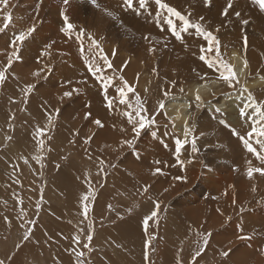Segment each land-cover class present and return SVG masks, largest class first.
Listing matches in <instances>:
<instances>
[{
	"label": "rangeland",
	"instance_id": "obj_1",
	"mask_svg": "<svg viewBox=\"0 0 264 264\" xmlns=\"http://www.w3.org/2000/svg\"><path fill=\"white\" fill-rule=\"evenodd\" d=\"M10 1L0 5V27L5 23V16H12L9 26L0 32V71L6 69V78L0 83V260L4 264H264V175L253 172L252 177L245 180L247 187L238 186V180L234 182L232 178L242 167H247V171L256 165L264 167V161L256 154H243L240 148L235 152L238 141L232 146L228 144L233 138L231 127L236 126L234 122H227L222 112L228 102L225 108L214 111L201 107L202 112L198 111L193 123V134L186 138L173 131L172 119L166 117L165 121H159L162 115L167 116L159 105L186 94L191 84L188 85V79L181 81L182 86L168 81L160 68L170 53L158 55L156 52L152 58L144 42H137L138 32L131 31L132 25H126L135 23L132 21L140 7L139 0H134L135 11L126 8L124 0H97L98 7L89 0H69L67 5L63 0ZM170 1L161 0L172 7ZM195 1L194 10L198 9V15L186 16L190 24H200L201 28L190 27L186 37H202L204 49L211 44L205 39V32L218 37L215 48L205 53L204 61L200 55H195L205 63L204 71L199 73L204 75L202 80L210 82L217 78L226 85V90H220L211 101L217 102L225 91L242 90L230 59L231 50L236 49L247 61L248 79L258 81L252 90L264 107V11L254 0H232L233 6L225 15L229 0H222L223 6L218 0H212L211 5L205 0ZM158 6L156 0H147L145 7L152 11L161 9ZM215 11L218 14H214ZM236 12L241 13L240 17ZM64 15L69 17L67 23L74 26L67 31L73 33L67 40V32L63 30L66 28ZM244 20L248 23L244 24ZM33 25L35 30L20 46V59L13 57L11 67H7L13 52L9 46L13 37ZM82 33L83 44L77 39ZM222 34L224 38L220 39ZM238 35L243 41L235 43L232 37L237 40ZM250 39L253 41L249 43ZM93 40L102 49L98 60L110 71V79L119 83L115 89L124 90L121 96L113 88L112 95H118L126 117L132 114V130L139 119L137 111L143 109L140 114L145 117L146 126L138 134L125 130L124 123L116 128L112 109L104 126L93 121L99 113H91L89 117L93 119L87 116L90 102L82 96L79 89L82 83L73 81V75L76 71L83 74L82 70L87 74L86 59L91 48H96ZM58 49L75 56L61 59ZM195 49L200 50L198 44ZM250 53L258 56L257 66ZM45 55L49 56L47 61L43 58ZM121 58L120 69L116 63ZM170 59L166 63H170ZM221 61L230 65L236 74L231 85L224 79L229 74L223 72ZM132 63L138 64L140 72L133 81H128L119 72L128 70ZM29 69L34 73L41 70L44 75L36 79L29 74ZM29 85L32 86L30 91L26 90ZM129 87L131 92H128ZM66 88L72 95L63 99L59 95ZM39 90L52 102V109L44 113L41 112L43 97L36 100ZM189 98L192 105L195 98ZM251 126L237 125V128L250 129V132ZM38 130H43V135ZM99 130L103 135L95 137ZM164 134L175 141L181 140L180 153L174 152L176 145L170 151L172 147L163 142ZM254 135V139L248 135L247 139L253 147L264 151V145H259V137ZM158 137L163 142L161 148H155ZM93 138H97V150L101 154L89 149L93 148ZM127 139L132 141L131 146L123 143ZM103 140L113 153H105L106 149L100 144ZM174 156L180 159L172 160ZM168 159L173 162L171 166L185 164L181 169L172 167L175 170L170 174L178 179L172 180L173 186L162 182L168 179V173L163 175L167 179L161 178V172L171 168L161 167L166 166ZM135 168L143 172L149 170L150 174L159 168L160 173L155 171L154 178L142 182L141 178L126 174L128 169ZM155 186L159 187L154 192ZM229 186L234 190L225 191ZM85 195H89L88 201L83 200ZM219 198L225 201L224 205L216 203ZM84 203L88 206L86 214ZM154 210L158 215L145 226L144 219ZM26 233L28 239H24ZM88 235H92L91 241L87 240ZM205 236L207 245L203 243ZM197 251H200L199 256L195 255ZM224 252L228 255L224 256Z\"/></svg>",
	"mask_w": 264,
	"mask_h": 264
},
{
	"label": "bare ground",
	"instance_id": "obj_2",
	"mask_svg": "<svg viewBox=\"0 0 264 264\" xmlns=\"http://www.w3.org/2000/svg\"><path fill=\"white\" fill-rule=\"evenodd\" d=\"M11 2L12 1H10L8 3H11ZM169 4H171L172 7L176 8L177 10H179L182 14H185V15L187 14V15H191V16L198 15L196 13L198 9L196 11L194 10V6H196L195 5L196 4L195 0H183L182 3H180L178 0H171ZM218 4H221L222 6L224 5L222 0H218ZM155 7H157V6L155 5ZM248 7H250V6H248ZM110 12L112 13V11H110ZM3 13H5V12H3ZM135 13H136V16H133V17H135V20L132 18L133 19L132 22H135V23L134 24H126V25L127 26L128 25H130V26L132 25V27H133L132 29L131 28H127L128 30L131 29V31L136 30L138 32V34H137V36H138L137 37V42L138 43L144 42V44L146 46L145 48L148 49L147 53L152 58H153V56H155L156 52H157L158 55L167 54V52L170 53V57H166L165 63L164 62L161 63V67L162 68H160V69H162V71L165 73V74L162 73V74L165 75V78L168 81H170L171 83L172 82L173 83L177 82L178 84H180V86H182L181 81L183 79L184 80L188 79L189 80L188 81V85L191 84L189 86L190 89L186 90V94L178 95V96H175L173 98H170L168 101H165L163 110L167 114V116L164 115V117H163V115H162L159 118V121H165L166 117H168L169 119H172L174 121V128H175V130H173V131L176 132L177 134H179V132H180V134L183 137L186 138V136H185V128L187 127L190 130L188 135H192L193 134V130H194L193 129V123L196 120V118H198L197 117V115L199 114L198 111H201V107H204L208 111H214L215 108H225V105L228 102L227 106H226V109L225 110L222 109L223 110L222 112L224 113L227 122L230 121V123L231 122H234V124L236 123V126L235 125L233 126L234 129H232V127L230 125V127H231L230 131L235 130V133H239V136H238V135H236L233 132L232 133V135H233L232 137L233 138H230V136L229 137L227 136V139L230 138L228 144L229 145L231 144L230 146H232V145L235 144L234 142L238 141V146H235V148H234L235 152L237 151L236 149L240 148L241 150L243 149V154H245V155L246 154H254V153L250 152L247 149V147L244 145L243 141L240 139V137H244V138L247 139V137H248L247 136V132H249L250 129L240 128V127H241V125L246 127V125L248 126V124L249 125L251 124V125H253L251 127L259 126L260 128H264V121H260V119H259V115H258V112H257L256 109H257V105H260V104H259V100H258V97H257V93H254V91L252 90V87L258 81L257 80H249L248 79L249 78V77H247V76H249L248 71H247L248 65L245 66V60L246 59L242 57L241 53L239 51H237L236 49L231 50L230 59H231V61L234 64V67L236 69V73L239 75L240 83L243 86L241 88L242 90L238 91V92H235V93L234 92H230V90H228L229 92L225 91V93H222L221 96L219 95L220 97L218 98L217 102H213L211 100L213 98H215L214 96L216 95V93H218L220 90H222V91L226 90L225 89L226 85H223V83H220V80H217V78L215 80H211L210 82H207L208 80L207 81L202 80V76H204V75L201 76V74L199 72L200 71L201 72L204 71L205 63L203 62L204 60L202 62H200L198 60L199 58H197V57L195 58V55H200V57H201V56H204L205 53L207 52L206 48H209V45L207 47H205V49H204V39L202 37H200V38L194 37V38L191 39V37H186V32L182 33V39H176V37L172 33L171 27L167 25V19L168 18H172L173 19V21H174V23H175V25L177 27V30H180L183 27V22L178 17H176L174 14H171V13H168L167 11H164V10H162V8L161 9L160 8H156V9L153 8L152 11H149L146 7H144V8L139 7L138 10ZM214 14H218V11H215ZM202 15H204V14H202ZM226 20H227V18H226ZM128 22H131V20L128 21ZM215 33H217V32H215ZM69 34H70L69 32H67L65 34V36L67 37L66 40L69 38V36H72L73 33H71L70 35ZM223 34L219 35L220 39L224 38ZM37 37L40 38L39 34H38ZM42 38L43 37L41 36V39ZM239 38H236L237 40H234V38L232 37V40L235 41V43H238V42L240 43V41H243V39L241 38V36H239ZM229 40L231 42V39H229ZM226 41H228V40H226ZM251 41H253V40L250 39L249 43ZM50 44H51V41H50ZM197 44H198V47L200 48V50L195 49V45L197 46ZM139 48H141V46ZM213 48H215V47H213ZM49 49L50 48L48 47V50ZM202 49H204V50H202ZM46 52H48V51H46ZM136 53H137V51H136ZM58 54H59V57L61 59H68L71 56L72 57L75 56V55L69 54V53H68L69 54L68 55V54L64 53L61 49H58ZM100 54H101L100 51H98L95 47H92L91 50H90V54H88V57L86 59L87 63L85 62L87 66H89L90 64L93 65V71L96 72L95 75H93V71H89V70L87 71V74L85 75L84 74V70H82V69L81 70L83 71L84 75L82 74V72H77V71L75 72L76 74L73 75V81H80L82 83V87L80 86V88H79L80 92L82 93V96H86L88 98L89 102H90V104L87 106V112H88L87 116H88L89 119H93V117L92 118L89 117L90 114L92 113L94 115L95 113H99V116L97 117V119H93V121L95 122L96 120H100L102 126H104L106 124L105 120L108 117L109 111L112 109V110L115 111V117H113L115 119L114 121H116L115 127L118 128L119 124H121V123L123 124L124 123V129L127 130V131L130 129V131L133 132V130H132L133 121L130 122L128 119H126L128 117H126V112L123 110V107L121 106V104L117 100V96L118 95L117 96H115V95L113 96L112 95L113 94V91H112L113 88H114V90L116 91L117 94L119 93V92H117V89H115L119 83H118V81H112L110 79V77L108 76V73H110V71L108 72L105 69L104 64L100 62L101 60H98L99 57H100ZM142 54L143 53L141 51L140 55H142ZM250 54H252V56L250 55L251 60L253 59L254 60V65L257 66L258 63H259L258 59H257L258 56L255 57L254 56V55H256L255 53L254 54L250 53ZM49 56H50V54H49ZM49 56H46V55L43 56V58H45L44 60L47 61L46 58H48ZM136 56H138V53L136 54ZM146 56H148V55H146ZM109 57H111V56H109ZM22 58H23V55H22ZM130 58L131 57H129V59ZM169 58H171L170 59V63H166V61ZM131 60H133V59H131ZM135 61H136V59H135ZM27 62H29V61H27ZM115 62H117V61H115ZM139 62L141 63L142 61H139ZM139 62H137V63H139ZM137 63L130 64L128 70H121L120 72L118 71L120 76L124 77L125 80L133 81L136 78V76H137L136 73L138 72L137 71V67H138ZM121 64H122V58L119 60L118 63H116V67L121 69ZM194 71L197 72V73H194ZM38 72H39V75H35V73L30 70L29 74L31 76L34 75L36 79L42 78L43 77L42 75H44V73H41V72H43V71L40 70ZM111 72H113V71H111ZM70 78H71V76L68 77V80H70ZM69 84H70V81H69ZM71 85L72 84H70L68 86V88L70 87V89H71ZM43 86H45V85H43ZM162 87H164V86H162ZM68 88L64 89L62 91V93H60V95H59L63 99L64 98H68L67 96H64L65 92H69ZM227 88H228V84H227ZM39 91H41V90H39ZM263 94H264V92H263ZM197 95L200 96V100L199 101H197V99H196ZM41 96L43 97V100L41 101V104H42L41 112L44 113V112H47V110L49 108L52 109V105H51L52 102H51V100H49L47 98L48 96L46 94H44L42 91L37 94L36 100L38 98H40ZM45 96H46V98L44 99ZM188 97H190L189 99L195 98V100L192 102V105L189 102L190 100L189 101L187 100ZM69 98H71V97H69ZM259 98H261V97H259ZM48 101H49V106L47 105ZM109 101H111V104H112L111 107L108 106V102ZM245 105H248V108L245 111V115H241L240 114V109L244 108ZM36 113L37 112H35V114ZM241 121H242V124L239 123ZM31 124H33V123L31 122ZM227 125H228V123H227ZM237 125L240 126V127L237 128ZM90 126H91V124H90ZM226 130H227V128H226ZM90 132L92 133V131H90ZM228 132H229V130H228ZM119 133L121 134V132H119ZM102 135H103V133L100 132V130H99V131H97V134L95 135V137L102 136ZM129 136H130V134H129ZM254 136L258 137L257 135H254ZM252 137H253V135L249 136L250 139H254L255 138V137H253V138ZM263 138H264V136H259V140H257L258 143H260V141H264ZM162 139H163V142H166L169 146L172 147V149H170V151H173V147H174V145H176V141L173 140L172 138H170L166 134H164L162 136ZM162 139H160L158 137V141L155 142L156 143L155 144V148L163 147ZM111 140H112V144L115 145V143L113 141V137H111ZM109 142H111V141H109ZM93 143H95L96 146ZM93 143H92V147L93 148L89 147V149L92 152H94V153L101 154V151L97 150V147H98L97 146L98 145L97 138H95L93 140ZM100 144H102L103 148L106 149L105 153H107V154L108 153H113V151L108 150L106 148V145H105L106 142L104 140ZM253 144H255V143H253ZM259 145H264V143H260ZM176 148H177V145H176ZM176 148L174 147V152L180 153V151L177 152L175 150ZM256 149L259 151V153L264 154L263 150H260L259 148H256ZM155 151H158V150H155ZM241 153H242V151H241ZM159 156H160V154H159ZM178 157H180V156H174L172 158V160L178 161L180 159ZM169 158L171 160V156H169ZM251 158H253V157H251ZM170 160L169 159L167 160L168 163L166 164V166H161L162 168L171 167V168L165 170L164 172H161V175H162L161 178L162 179H167L168 178L166 181L163 180L162 182L168 183L169 185L172 184V186H173L172 180L175 181V180H178V179H177V177L172 176L170 174V172H173L172 170H175L173 168L181 169L182 165L184 166L185 164L174 163L173 166H171V164L173 162L170 161ZM250 161L251 160H249V162ZM131 167L133 168V166H131ZM255 168H257V165L255 167H253V169H255ZM135 169H137V168H135ZM135 169H128V172L126 174L131 175L132 178L139 177V178L142 179L141 180L142 182H144L145 179H151V177L154 176L155 171H156L155 170L156 168H155L153 173L150 174L149 170H148V172L147 171L143 172V171H141V170L139 171L137 169L139 171L138 172ZM132 171H134L135 173L132 172ZM181 172L185 173L184 169H182ZM158 173H160V172H158ZM167 173H168L167 178L163 177V175L167 174ZM247 173H248L247 167H244V168L242 167L239 170V173L237 175L235 174V176H233L232 178H233L234 182L236 180H238V184H237L238 186L241 184L242 186L247 187V185L244 184L245 180H247L249 178ZM254 173H255V171H254ZM236 177H237V179H236ZM243 179H244V181H243ZM155 181L158 182V181H160V179L159 180H155ZM162 182H160V183L162 184ZM158 187L159 186H155L154 189H152V191L155 192L156 190H158ZM230 187L231 186H229L228 189H225V191L234 190V188H232V187L230 188ZM222 193H223V190L220 191V196L222 195ZM222 200L223 199L219 198V201H217L216 203H220V204L224 205L225 201L222 202ZM136 236H138V235H136Z\"/></svg>",
	"mask_w": 264,
	"mask_h": 264
},
{
	"label": "snow or ice",
	"instance_id": "obj_3",
	"mask_svg": "<svg viewBox=\"0 0 264 264\" xmlns=\"http://www.w3.org/2000/svg\"><path fill=\"white\" fill-rule=\"evenodd\" d=\"M89 2L92 5H94V6H97V7L99 6L97 4V0H89ZM205 2H206V4L211 5L212 0H205ZM7 3H8V0H0V5H7ZM63 3H64V5H67L69 3V0H63ZM156 3L161 8H165L168 13H173L176 17H178L183 22V27L180 30H177V27H176L173 19L172 18H168L167 19V25L171 27L172 33L176 37V39H182V33L186 32L190 27L196 28L197 30H199L201 28L200 24H190L188 16L182 15V13L179 10H177L176 8L169 6L167 3H162L161 0H156ZM254 3H256L259 6V8L262 11H264V0H254ZM124 4H125L126 8H128V9L134 10L135 7H136V5L134 4V0H124ZM146 4H147V0H139V6L141 8H144L146 6ZM232 6H233L232 5V0H229L227 8H225V10H224V14L225 15H227L228 9L232 8ZM38 7H39V4L37 5V8ZM235 14H236L237 17H240V15H241L240 12H236ZM63 19L66 22V28L63 29L64 31L67 32V31H69V30L74 28V26L71 23H67L68 20H69V17L67 15H64ZM201 19H203V18H201ZM4 20H5V23H4L3 27H0V32H3L9 26L10 22L12 21L11 14H8L7 16H5ZM243 23L247 24L248 21L244 20ZM34 30H35V26L33 25L32 27L27 29V31H21V32H19L18 34H16L13 37V39L10 42V45H9L13 49V52H12L11 55H9L8 62H7V67H11V65L13 63V57H15L16 60L20 59V56H19L20 46L26 40L27 36L30 35L31 32H33ZM204 35H205V39L206 40L211 41V44L209 45V49H207V50H212V48L214 47L215 43L217 42L216 41V37L211 32H205ZM82 36H83V33L81 35L77 36V39L81 40V44H83ZM92 43L96 46V49L98 51L102 52V49L99 48L98 42L93 40ZM202 50H204V49H202ZM105 59H106V57H105ZM201 59L202 60L205 59V56H201ZM217 59L219 60L220 57L218 56ZM110 66L111 65H109V67ZM245 66H247V61H245ZM88 67H89V71H93V65L90 64ZM220 67L223 69V72H227L229 74L228 76H225L224 79H225V81L227 83H229L231 85L233 80L236 78L235 72H233V70H232L230 65H228L226 63H223L222 61L220 63ZM5 71H6V69H5ZM5 71H0V83H2L5 80V78H6ZM95 74H96V72L93 71V75H95ZM35 75H39V72L35 73ZM222 75H223V73H222ZM31 87L32 86L29 85L26 90L30 91ZM118 91L120 92L121 96H124L125 93H124L123 89H118ZM131 91H132V89H131V87H129L128 88V92H131ZM71 95H72V92H65L64 93V96H67V97H70ZM196 99H197V101H199L200 100V96L197 95ZM121 102H125V101L122 100ZM108 106L109 107L112 106L111 101L108 102ZM159 107L163 108L164 105L160 104ZM247 108H248V105H245L244 108L240 109V114L241 115H245V111H246ZM256 110L258 112L260 121H264V107H261L260 105H257V109ZM140 111H143V109L141 108V109H139L137 111L136 115L139 117V119L134 122V129H133L137 134L140 132L141 129H143L146 126L145 117L140 114ZM217 111H220V109H217ZM127 115H128L129 121L132 122V120H133L132 114L128 113ZM95 123L97 125H101V121L100 120H96ZM148 123L150 124L151 121H148ZM135 125H138V126H135ZM10 127H11V125H10ZM189 131L190 130L186 127L185 128V136L186 137L189 134ZM233 131L235 133V130H233ZM38 132H39V134L43 135V130H38ZM235 134L239 136V133H235ZM253 134H256L258 137L259 136H264V128H260L259 126L253 127L251 129V131L247 133V135L248 136H252ZM8 139L11 140V137H8ZM240 139L243 141L244 145L247 147V149L250 152L256 154L261 161H264V154L257 152V149L255 147H253V145L249 142L248 139H246L244 137H240ZM123 143L128 144L129 146H131L132 141L125 140ZM260 143H264V141H260ZM40 144L43 145V140L40 141ZM176 145H177L176 151L179 152L181 150V147H182V142H181L180 139L176 140ZM193 147L195 148V141L194 140H193ZM25 163H27V159H25ZM254 171L257 172V173H260L261 175H264V167H260V168H255V169L249 168L248 169V173H247L248 176L252 177ZM156 172H160V169L157 168ZM146 190L147 189H145V191ZM83 200L84 201H88L89 200V195H85L83 197ZM37 207H39V205H37ZM83 207H84V212L86 214L87 211H88L87 203H84ZM109 207H111V206H109ZM155 207L158 209L159 208V204L157 203L155 205ZM157 215H158L157 211H155V210L152 211L150 216H148V217H146L144 219V221H143L144 225L147 226L148 223H149V220H151L152 218L156 217ZM28 238H29V234L26 233L25 236H24V239H28ZM240 238L244 239L245 237L241 236ZM92 239H93L92 235H88L87 240L91 241ZM76 240H77V242H79V237L78 236L76 237ZM207 242H208V239H207V236H205L204 240H203L204 245H207ZM82 255H83V253H80V256H82ZM195 255L199 256L200 255V251H197ZM223 255L227 256L228 252H224ZM78 259H79V257H78ZM0 264H4V262L2 260H0ZM81 264H82V262H81Z\"/></svg>",
	"mask_w": 264,
	"mask_h": 264
}]
</instances>
